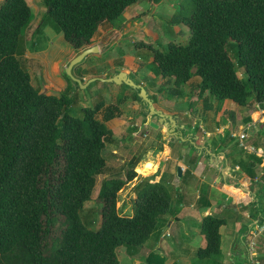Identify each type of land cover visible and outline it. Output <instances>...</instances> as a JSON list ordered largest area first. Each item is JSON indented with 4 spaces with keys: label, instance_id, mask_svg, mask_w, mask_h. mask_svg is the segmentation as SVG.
Returning <instances> with one entry per match:
<instances>
[{
    "label": "trees",
    "instance_id": "trees-1",
    "mask_svg": "<svg viewBox=\"0 0 264 264\" xmlns=\"http://www.w3.org/2000/svg\"><path fill=\"white\" fill-rule=\"evenodd\" d=\"M137 1L42 0L46 16L75 51L92 42L103 22L116 20ZM191 2L190 14H175L189 30L187 42L170 40L166 48L149 53L157 74L177 86L199 76L200 98L207 93L240 106H264V0ZM32 20L26 0H0V262L119 264L118 249L123 248L130 257L139 255L140 264H161L156 245L172 213L169 185L141 178L133 187L134 211L122 214L118 192L135 178L136 160L115 171L104 156L106 144L114 140L105 121L120 115L118 105L129 93L105 107L102 101L84 106L82 116H76L70 106L78 97L69 86L78 84L65 71L68 85L59 94L35 87L22 64ZM45 24L39 20L33 35ZM125 86L133 91V99L141 100L138 90ZM233 141L231 168L237 166L238 173L254 179L261 157L243 152ZM99 176V222L91 228L81 214ZM201 201L200 196L202 208L210 205ZM255 209L263 211L260 202ZM225 223L219 214L201 217L198 227L205 244L194 249V256L203 264H220V228ZM258 260L264 264V254Z\"/></svg>",
    "mask_w": 264,
    "mask_h": 264
},
{
    "label": "crops",
    "instance_id": "crops-1",
    "mask_svg": "<svg viewBox=\"0 0 264 264\" xmlns=\"http://www.w3.org/2000/svg\"><path fill=\"white\" fill-rule=\"evenodd\" d=\"M130 19L127 20L129 23ZM38 22V18L32 20L34 24ZM102 27L103 29H101ZM110 27L111 24L105 22L98 27L92 42L87 45H95L98 47V52L93 54H100L105 48L114 45L115 41L113 40V36L115 31L111 33V30L114 28ZM120 32H123V30L118 31V33ZM35 46H38V44H35ZM82 49L75 51V49L71 47L65 51L67 55L63 53L58 59H52L48 49L43 50L41 47H39V49L36 47L34 50L31 49L32 52L28 51L32 55V59H36L43 65V76L48 84L46 87L48 93L59 94L67 88V81L60 73L61 68L63 67L64 71L69 61ZM136 54L138 56L135 55L131 63H128V65L124 64L120 70H116L114 73L104 72L102 77H110L118 72H125L126 75L130 77V70L138 66L137 61L140 60L142 63V58H145V55L142 57L139 52ZM131 57L132 56L127 55V59ZM147 63H151V57L149 58V56L146 64ZM142 65L145 64L142 63ZM86 69L73 73L82 83L88 81L93 76H101L96 74L93 67H87ZM150 72L151 75L156 78V83L153 84V86L149 83L145 86L144 79H140L138 82L137 78V80L133 79V81L144 87L148 97L152 101L156 113L159 114H149L143 101L133 99L132 91L129 92L127 87L122 84L111 86L108 89L110 100L102 101V107H105L111 102L117 103L123 93H130V96L124 100L125 102H121L118 105L120 108V115L105 121L106 125L114 130V140L111 143H107L105 146L104 156L106 162L109 163L112 169L119 171L121 168L125 170V168L131 167L133 165V159L136 160L134 165L136 176L122 188L126 189L129 198H135L133 187L141 178H148L150 181H164L169 185L171 191V208H169V211H172V213L169 214V219L165 225L166 227L163 228V231L166 232L163 233H167L169 236L170 231H172L176 241L181 240L182 242H189L190 244L191 240H189L188 237L196 234L199 242L196 241L195 243L200 244H197L198 247L205 244V238L200 232L198 223L202 216L214 212L211 211V209L215 207V203L214 200L209 199V193H219L220 201L222 200L220 210L229 211L232 208V210H234L233 213H237L241 216V220L234 223V225L231 224L227 227L224 224L220 228V248L222 257L219 263L249 264L247 251L248 235L251 227L259 221L260 216V213H256L255 205L260 202L262 209H264V158L260 156L262 161L254 177H258V181L250 179V177L244 173H238L236 170L238 169L237 166L231 168L232 163L228 155L230 148L226 145H222V139L227 134V131L224 130L229 127V125L234 127L236 124L235 122H222L221 115L223 114L222 111L224 107L228 106L229 103L224 101L223 107L219 109L217 106L219 104L218 101L215 98H211L210 100L215 103L213 109L212 107H208L205 112H199L198 114L192 112V110L181 109V111H178L174 108V103L176 102L170 98H166L165 95L160 92L161 85L168 82L166 78L154 74L152 71ZM199 81V76L194 75L185 84L186 86L191 83L197 85ZM69 87L71 93L78 90L75 84ZM201 98H204V101L201 103V107L203 108L206 98L209 99V97L205 94ZM180 99H182V96ZM251 106L252 109H249L248 114L249 119L238 124L237 129L250 125L251 130H248V137H246L245 143L249 146L261 149L264 153V143L262 144L260 141L264 139V106L259 104H253ZM125 109L132 110L134 114L130 115L129 113V115H125ZM218 109L219 120L221 121L219 123L218 115L216 117ZM102 110H104V108L99 111L100 117L98 118L100 119L103 115ZM200 111L204 110L201 109ZM169 116L172 117V121L168 119ZM125 120H128L127 124L129 125L126 124ZM149 121H154L155 123L162 121V123H160L158 128H150L148 125ZM123 127H125L128 135V142L127 140L125 142L119 141L122 136L124 137L122 131ZM215 143L219 144V147L216 146ZM242 149L245 153H251L247 149ZM177 166H180L182 169L180 176L177 175ZM200 196L202 197V203L205 200L206 202L208 201L210 205L205 208L197 206L199 210L197 211L194 206L196 205V199ZM240 205L245 206V208L235 211L241 208L239 207ZM117 207L120 211L119 204H117ZM122 207V211H134L135 209H133L132 205H123ZM192 208L195 211H193ZM185 209H192V211L189 210L185 213ZM183 213L185 214L182 215ZM194 216H198L197 222L195 224L191 223V228L183 225V227L187 229L185 232H183L182 229L180 230L183 232L181 237L178 234L179 232L175 233L181 227L179 223H177V227L172 226L175 221H181L182 217L190 218ZM183 220L187 221V219H182V221ZM234 230L236 231L235 233H233ZM224 237L227 239L230 237V242L227 239L224 241ZM256 242L257 245L255 246L254 253L256 257L259 258V256L264 254L263 238H258ZM197 245H194V243L193 245L190 244V248L196 249L198 248L195 247ZM158 246L159 244L156 245V247ZM240 248L244 249L243 256ZM191 251L192 250H188L187 252L184 251L186 254L183 253L180 258L182 259L183 257L190 256L191 254H189V252ZM171 256L175 258L174 254ZM173 261L174 259L172 262ZM187 263L188 260L185 264ZM207 264L210 263L208 262Z\"/></svg>",
    "mask_w": 264,
    "mask_h": 264
},
{
    "label": "rangeland",
    "instance_id": "rangeland-1",
    "mask_svg": "<svg viewBox=\"0 0 264 264\" xmlns=\"http://www.w3.org/2000/svg\"><path fill=\"white\" fill-rule=\"evenodd\" d=\"M26 1L31 7L33 19L35 18L36 19L38 18L39 20L43 19L45 20L46 24L45 26H43L42 30L35 35H33V30L36 24L32 23L31 27L28 29V32L26 33V39L24 41V53L22 54V61H23L22 64L29 70L32 78V84L35 87H37L39 90H47L46 87L48 84L46 83L43 76V69H42L43 65L36 59H32V55L28 51H31V49L34 50L35 47L37 49L41 47L43 50L48 49L49 55L51 56L52 59H58V57L62 56L66 50L71 48V46L63 38L62 33L58 32L54 28V25L51 23L50 18L46 16L45 7L42 0H26ZM192 10H193V4L191 0H160L159 2H151L150 0H138L137 2L128 6L116 20L112 22H105L111 24L110 28H114L111 30V33L115 31L113 36V40L115 41L114 45L110 46L109 48H105L104 51L101 52L100 54L87 55L80 63H78L77 66L74 67V69L72 68L73 76H74L73 73L79 72L81 70H85L87 67H93V70L96 72V74L101 76H97V77L93 76L88 81L82 84H78V90L76 91L78 98L70 106V113L76 116H82V107L84 106L92 107L97 101H103V102L109 101L110 94L108 92V89L111 86L115 85L116 83L106 82L101 80L103 78H107V77H102L103 73L104 72L114 73V71L120 70L121 67L124 66V64L128 65V63H131V61L135 58V55L138 56L136 54L138 52L142 57H144L145 55V58H142V63H144L145 65H142L140 60L137 61L138 66H136L135 69L130 70L129 78L132 81L133 79L137 80L138 78V82L140 79H144L145 86H147L148 83L151 86H153V84L156 83V78H154L151 75L150 71H152L154 74H157V70L153 63L146 64V62L148 61V56L149 58L151 57L149 52L151 53L152 50L156 48L157 49L166 48V45L170 40H173L175 42H180L183 44L186 43L189 37V30L183 22L181 21L178 22L176 20L177 18L175 14L177 15V13L182 12L183 14L188 15L192 12ZM129 19H130V23L129 21H127ZM101 29H103V27ZM121 30H123V32L118 33V31ZM35 44H38V46H35ZM229 52L231 58L235 60V55L232 53V51ZM127 55L132 57L127 59ZM64 71L62 67L60 73L62 74L63 77H64L63 74ZM239 71L242 72L241 69H239ZM240 76L243 79H246V76L244 74L241 73ZM71 80L73 79L71 78ZM71 84L72 87L74 83L71 82ZM122 85L125 86V84L123 83ZM128 91L131 92V89L129 88ZM160 92L164 94L166 98H170L174 102H176L174 103L175 104L174 108H176L178 111H181V109L192 110V112L196 114H198L199 112L206 111L207 108L206 103L203 108L201 107V103L204 101V98L203 99L200 98V96L197 94L196 84L194 83H191L188 86H186V84H181L180 86H177L173 84L171 81H168L167 83L161 85ZM181 96L182 99H180ZM210 99H211L210 97L209 99L206 98V102H210L211 105L209 104V106L212 107L213 109L215 103ZM216 100L219 103L217 105L219 109L223 107V104L225 103L224 101H227L229 103V105L224 107L222 111L223 113L221 114L222 122L224 123L235 122L236 124L234 127H232V125H229V127H227L224 130L227 131V134L222 139V145H226L230 148L235 144L233 141V139L235 138L233 137L229 138L230 136L228 132L233 129L237 130L238 124L249 119L248 117L249 109H252V106L251 105L240 106L232 102L231 100H218V99ZM201 109L204 111H200ZM219 109L216 114V117L218 115V123L221 122L219 120ZM125 112H126L125 115H129V113L130 115L134 114V112L130 109H125ZM99 114L100 112L97 113V117H100ZM125 122L127 124L128 120H125ZM111 130L112 132H114L113 129ZM250 130L251 129H249V131ZM122 131L124 133V137L122 136V138H120L119 141L125 142L128 139V135L126 133L125 127L122 128ZM224 140L226 143L224 142ZM260 141L262 144L264 143V139H261ZM215 145L217 146L219 144L215 143ZM100 182H101V176L98 177L91 199L85 203L84 206L85 208L81 214L85 223L91 228L97 227L99 222V215H98L99 212L97 211L99 207V203L97 202L96 197L100 186ZM214 193L212 192L209 193V199L214 200L215 203V207L211 209V211H214L212 214H219L220 216L225 217L226 219L225 226L227 227H229L231 224L234 225V223L239 222L241 220V216L238 215L237 213H233L234 210H232V208L229 211L220 210L222 205L221 203L222 200L220 201V194L219 193L214 194ZM197 200L198 199H196V205L194 206V208H196V210L199 211L197 209V206L199 207L198 205L199 202H197ZM117 204L120 205L119 212L126 215H131L133 211H122L121 209L123 208L122 207L123 205L126 206L132 205L133 209L135 208V202L131 197L129 198L125 188L121 189L118 192ZM239 207L241 208H238L235 211L245 208V206L243 205H240ZM192 209H185L186 210L185 213H187V211L189 210L192 211ZM193 211L195 210L193 209ZM185 213H183L182 215H184ZM182 219H187V221L186 220L182 221ZM196 220H198V216H194L190 218L182 217L181 221L180 220L179 222L175 221L172 226L177 227V223H179L181 227L175 233L179 232L178 234L181 237L183 235V232H185L187 229L186 227H183V225H186L188 228L189 227L191 228L192 226L191 223L195 224L197 222ZM164 227L166 226L162 224L161 228ZM181 229L183 230V232L180 231ZM235 230L233 233L236 232ZM163 232L166 231H163L162 229L161 236L159 237L161 239H159L158 241L160 247L159 249H157L159 256L162 257V259H160L161 264H172L174 262L175 264H185L187 260L189 264H203V261L195 258L194 256L195 248H190V244L193 245L194 243V245L195 244L197 245L198 243L195 242L196 241L199 242V239L196 234H193L188 237L189 240H191L189 244V242L185 243L182 242L181 240L176 241L172 231H170L169 236L166 234V236L164 237L162 236ZM226 239L227 238L224 237V241ZM227 240L230 242V237ZM198 245L195 247H198ZM224 246H225V242H224ZM240 249L243 256L244 249L243 248ZM188 250H192L191 252H189V254L191 255L183 257L181 259L180 258L181 255L187 252ZM172 254H174L175 258L171 256ZM139 257H140L139 255L130 257L125 253L123 248L118 249L119 264H140ZM173 259L174 261L172 262ZM0 264L2 263L0 262Z\"/></svg>",
    "mask_w": 264,
    "mask_h": 264
},
{
    "label": "water",
    "instance_id": "water-1",
    "mask_svg": "<svg viewBox=\"0 0 264 264\" xmlns=\"http://www.w3.org/2000/svg\"><path fill=\"white\" fill-rule=\"evenodd\" d=\"M98 52V47L93 45V46H87L84 49H82L77 55H75L67 64V66L65 67V72L67 75H69L76 83L78 84H82L81 80L79 78H76L72 75V68L77 65L78 63H80L87 55L89 54H93ZM103 81L106 82H114L116 84H125L129 87H132L136 90H138V96L140 97L141 101H143V104L146 106L147 111L149 114L152 115H157L159 113H156L154 106L152 104L151 99L148 97L144 87H142L141 85H138L136 83H134V81H132L125 72H118L115 75H112L110 77L107 78H103L101 79ZM162 115V114H160ZM169 120H173L172 117H168ZM160 123H162V121H158L157 123H155L154 121H149L148 125L150 127L153 128H158ZM176 171H177V175L180 176L182 169L180 166L176 167ZM222 172V171H221ZM223 173V172H222ZM219 178V177H218Z\"/></svg>",
    "mask_w": 264,
    "mask_h": 264
},
{
    "label": "built area",
    "instance_id": "built-area-1",
    "mask_svg": "<svg viewBox=\"0 0 264 264\" xmlns=\"http://www.w3.org/2000/svg\"><path fill=\"white\" fill-rule=\"evenodd\" d=\"M250 127H251L250 125H246L237 130H230L228 134L230 137L235 138L236 142H238L241 148L247 149L251 153L253 152L257 156L259 157L261 156L264 158V153L262 152L261 149L256 148L254 146H249L248 144L245 143V139L246 137H248V130L251 129ZM263 175H264V171H263ZM254 180L258 181L259 178L256 177L254 178ZM248 237H249L248 244H247L248 262L249 264H260L254 252H255V246L257 245L256 240L260 237L264 238V209L260 213L259 221H257L251 227Z\"/></svg>",
    "mask_w": 264,
    "mask_h": 264
}]
</instances>
